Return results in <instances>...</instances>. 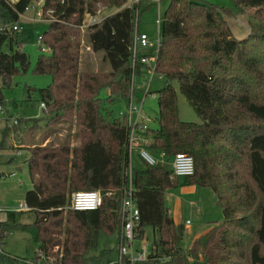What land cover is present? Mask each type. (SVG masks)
<instances>
[{
    "label": "trees",
    "instance_id": "obj_1",
    "mask_svg": "<svg viewBox=\"0 0 264 264\" xmlns=\"http://www.w3.org/2000/svg\"><path fill=\"white\" fill-rule=\"evenodd\" d=\"M32 1L0 0V77L5 84L30 64L12 26L20 23ZM125 2L44 0L42 15L50 24L42 36L49 52H41L35 71L52 76L40 89L45 117L48 122L76 119L80 143L30 148L33 187L25 194L29 209L9 210L4 220L0 217V244L11 231L22 230L53 264H106L109 259L108 250L99 256L92 251L100 231L111 234L120 226L117 210L131 161L127 119L115 116L112 104L130 96L136 10L141 18L142 11L155 4L142 0L133 8L122 7ZM235 3L231 11L199 0H171L162 18L156 70L166 85L158 91L157 127L148 128L145 147L155 156L165 152L169 163L177 152L192 155L195 173L180 178L173 175L171 164L167 170L164 163L143 160L133 167L139 237H148L151 228L155 264H264V126L259 124H264V0ZM103 5L117 10L82 30L86 17L97 15ZM245 6L255 8L253 15L263 20L237 38L227 15L239 14ZM84 35L93 52H105L109 72L81 69ZM174 83L201 122L180 118ZM104 88L109 91L105 101ZM189 184L216 193L223 221L213 222L186 249L185 226L176 224L164 196L169 188ZM78 189L100 191L103 205L95 210L71 208L69 194ZM18 259L24 258L0 252V264H20ZM31 259L38 260L37 250Z\"/></svg>",
    "mask_w": 264,
    "mask_h": 264
},
{
    "label": "rangeland",
    "instance_id": "obj_2",
    "mask_svg": "<svg viewBox=\"0 0 264 264\" xmlns=\"http://www.w3.org/2000/svg\"><path fill=\"white\" fill-rule=\"evenodd\" d=\"M15 1V0H12ZM41 0H33L27 10L21 15L20 24L24 27L18 33V39L21 48L30 57V64L26 69L16 72L8 84H5L0 77V104L3 106L5 113H0V217L6 218V211L19 210L20 202H25L27 190L33 187L32 178L27 163L30 152L27 149L35 145L55 148L59 145L67 144L71 147L78 146L80 138L76 134L79 130L76 119L73 122L66 118L53 119L48 122L45 111L41 107L40 89L47 87L52 82V76L48 73H36L35 66L39 55L41 54V43L39 36L43 35L49 28V20L42 17L39 7ZM171 0H161L160 17L169 7ZM207 4H214L221 9L234 11L236 8L235 0H199ZM112 8L100 7L97 17L102 19L110 14ZM255 8L250 6L243 7L239 14L227 13L228 22L233 29L236 37L244 38L250 34L254 28L262 22V17L254 16ZM158 18L157 4L151 5L149 9L142 11L141 14V31L148 35L150 48L148 52L154 54L158 50ZM83 47L81 50L80 67L82 70L109 72L111 66L106 58L105 52H93L86 35L83 36ZM6 49V48H4ZM148 79L142 77L138 79L137 84L147 83ZM166 85L165 78L156 73L152 78L149 86L150 94L145 99L144 111L147 115L146 123L152 128L157 127L155 120L159 105L158 91ZM177 90L179 116L185 121L201 122V117L196 110L189 104L187 97L174 83ZM145 91V90H144ZM144 91L136 90L138 97L143 99ZM109 96L108 89L101 91L102 100ZM126 99L116 98L112 104L114 115L117 116L120 110H125ZM14 119L21 121L20 125L14 126ZM34 119L38 120L37 122ZM34 124L36 128L31 129ZM260 126L261 123H259ZM7 132V133H6ZM16 134V136H14ZM27 137V138H26ZM20 139L16 143L17 139ZM16 143V144H15ZM26 147V148H25ZM19 149L20 152H17ZM142 160L136 153L132 154V166H141ZM167 164L170 163L167 162ZM15 173V175H11ZM23 180V184H20ZM181 186L169 188L165 191V204L169 208L171 215L176 213V224L183 222L188 225L185 228L183 246L188 249L192 245L193 233L191 230L196 229L198 225L206 224L208 227L212 221L218 223L223 221V212L217 204V195L209 187H197L195 191L181 193ZM83 190V189H78ZM70 198L72 193L69 194ZM70 206V205H69ZM118 213V211H117ZM31 217V215H28ZM175 218V217H174ZM213 219V220H212ZM148 237H145V243L150 250L153 249V237L151 228L147 229ZM140 243V241L138 242ZM3 252L11 256L30 259L34 257L38 248L32 235L27 231L13 230L4 238L0 244ZM119 249V228L111 234L100 231L98 236L97 247L92 251L93 255H100L104 250L109 251V258L117 261Z\"/></svg>",
    "mask_w": 264,
    "mask_h": 264
},
{
    "label": "built area",
    "instance_id": "obj_3",
    "mask_svg": "<svg viewBox=\"0 0 264 264\" xmlns=\"http://www.w3.org/2000/svg\"><path fill=\"white\" fill-rule=\"evenodd\" d=\"M142 0H126L122 7L133 8L135 4H138ZM155 3H160V0H150ZM100 12V11H99ZM98 12V13H99ZM39 14L43 17L42 12ZM98 15V14H97ZM97 15H88L81 25L82 30L88 28L90 24L99 23L102 19H99ZM159 15V14H158ZM158 24V50L156 53L151 54L148 52L150 43L146 32L140 30V18L139 11L136 10V16L134 18V30L133 38L130 46L131 51V92L130 96L126 99L125 110H120L119 114L125 116L129 127V140L128 148L130 152V164L126 171L127 182L124 188V195L118 208V215L120 217L119 226V258L117 261H112L110 258L106 264H155L152 258V250L145 243V239L139 237L140 226V210L136 205L133 197L134 184H133V166H132V154L137 153L141 160L147 162L150 165H156L158 163H167L165 161L166 154L161 151L158 156H155L145 147V144L149 141L147 136L149 124L146 123L147 115L144 111L145 99L150 94L149 86L152 78L157 73V59L158 51L160 47V28L162 19L159 17L156 20ZM14 31H22L23 28L20 23H15L12 26ZM39 42L41 43V51L49 52V46L44 43L43 36H39ZM140 71L137 72V68ZM148 79L145 83L137 84L140 78ZM141 89L144 91L143 99L138 97L136 90ZM43 110H47L45 102L41 103ZM0 113H5L2 105H0ZM18 119H14V124H17ZM173 175L184 178L195 173V160L194 157L185 152H177L174 154L170 161ZM11 175H15L12 173ZM107 192V195H110ZM103 194L98 190H79L72 193L70 207L75 210H95L103 205ZM28 206L25 203H20L19 210H28ZM4 220V219H1ZM140 241V243H138ZM58 250V246L55 247ZM0 248V252H1ZM38 260L36 262L32 259H18L20 264H53V258L45 254L42 249H37Z\"/></svg>",
    "mask_w": 264,
    "mask_h": 264
},
{
    "label": "crops",
    "instance_id": "obj_4",
    "mask_svg": "<svg viewBox=\"0 0 264 264\" xmlns=\"http://www.w3.org/2000/svg\"><path fill=\"white\" fill-rule=\"evenodd\" d=\"M42 1L43 0H41L40 2H39V7H40V12H42ZM160 2H161V0H160ZM155 4H157V6H158V14L160 15V12H161V3H155ZM105 8H107V7H105ZM117 9H112V11L110 12V14H112V13H114L115 11H116ZM100 11V10H99ZM109 15V14H108ZM159 15H158V17H159ZM104 18V17H103ZM102 18V19H103ZM161 18V17H160ZM162 19V18H161ZM157 20V19H156ZM50 22V21H49ZM157 23V22H156ZM22 26V25H21ZM140 26H141V21H140ZM22 28H24L23 26H22ZM141 28V27H140ZM232 31H233V29H232ZM145 32V31H144ZM234 33V32H233ZM235 35V34H234ZM237 38H240V37H237ZM38 126H39V124H38ZM31 127V129H33V128H36L35 126H33V124L30 126ZM151 127V126H150ZM14 136H16V134L14 135ZM27 138V137H26ZM20 141V139L18 138L17 139V141H16V143L17 142H19ZM15 143V144H16ZM26 148V147H25ZM27 149L29 150V152H30V148L29 147H27ZM17 152H20L19 151V149L17 150ZM137 154V153H136ZM137 156H138V154H137ZM142 165V164H141ZM12 174V173H11ZM20 182V184L22 185L24 182H23V180H20L19 181ZM197 187H203V186H200V185H197V184H189V185H183V186H181L180 188H181V193H187V192H192V191H195L196 190V188ZM204 188H207V187H204ZM198 189V188H197ZM20 203H25V202H20ZM218 204V203H217ZM20 205V204H19ZM220 207V206H219ZM175 216V218H174V220L176 219V213L174 214ZM213 220V219H212ZM213 222H217V221H212V222H210L209 223V225H208V227H205V225L204 224H201V225H198L197 227H196V229H194V230H191L192 231V233H193V239H192V242H194V240L197 238V237H199V236H201V235H203V234H205V233H207L210 229H211V227H212V225L214 224ZM179 224H183V222H181V223H179ZM184 226H185V228L187 229V227H188V225H185L184 224ZM193 244V243H192ZM192 246V245H191ZM16 257V256H15ZM19 258H21V257H19ZM24 259H27V258H24Z\"/></svg>",
    "mask_w": 264,
    "mask_h": 264
},
{
    "label": "water",
    "instance_id": "obj_5",
    "mask_svg": "<svg viewBox=\"0 0 264 264\" xmlns=\"http://www.w3.org/2000/svg\"><path fill=\"white\" fill-rule=\"evenodd\" d=\"M42 6H44V0L42 1ZM1 98V97H0ZM164 168L170 170V166L167 163H164Z\"/></svg>",
    "mask_w": 264,
    "mask_h": 264
}]
</instances>
